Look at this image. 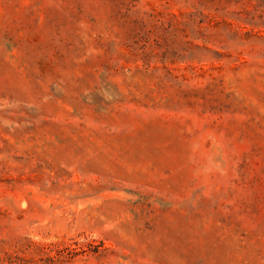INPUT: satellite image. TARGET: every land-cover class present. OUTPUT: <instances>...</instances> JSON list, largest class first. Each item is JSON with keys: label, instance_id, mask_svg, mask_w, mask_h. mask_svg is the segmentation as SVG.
Masks as SVG:
<instances>
[{"label": "rangeland", "instance_id": "1", "mask_svg": "<svg viewBox=\"0 0 264 264\" xmlns=\"http://www.w3.org/2000/svg\"><path fill=\"white\" fill-rule=\"evenodd\" d=\"M0 264H264V0H0Z\"/></svg>", "mask_w": 264, "mask_h": 264}]
</instances>
